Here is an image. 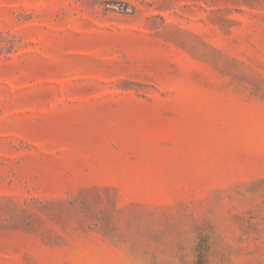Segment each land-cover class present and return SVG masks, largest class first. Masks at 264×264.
I'll list each match as a JSON object with an SVG mask.
<instances>
[{"label":"rangeland","instance_id":"obj_1","mask_svg":"<svg viewBox=\"0 0 264 264\" xmlns=\"http://www.w3.org/2000/svg\"><path fill=\"white\" fill-rule=\"evenodd\" d=\"M0 264H264V0H0Z\"/></svg>","mask_w":264,"mask_h":264}]
</instances>
